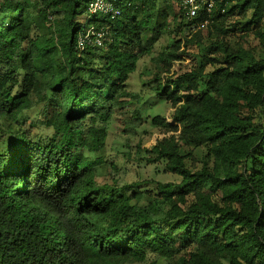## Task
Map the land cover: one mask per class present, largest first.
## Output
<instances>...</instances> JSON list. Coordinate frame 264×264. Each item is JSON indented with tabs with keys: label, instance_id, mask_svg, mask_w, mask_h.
I'll return each mask as SVG.
<instances>
[{
	"label": "trees",
	"instance_id": "obj_1",
	"mask_svg": "<svg viewBox=\"0 0 264 264\" xmlns=\"http://www.w3.org/2000/svg\"><path fill=\"white\" fill-rule=\"evenodd\" d=\"M90 1L0 0V264H264V0L195 19L182 0H118L100 18ZM90 29H108L103 45H79ZM194 31L196 65L171 73ZM163 37L143 84L171 102L152 124L172 133L145 156L180 179L99 183L109 123L139 97L128 79Z\"/></svg>",
	"mask_w": 264,
	"mask_h": 264
},
{
	"label": "rangeland",
	"instance_id": "obj_2",
	"mask_svg": "<svg viewBox=\"0 0 264 264\" xmlns=\"http://www.w3.org/2000/svg\"><path fill=\"white\" fill-rule=\"evenodd\" d=\"M103 14L99 13L98 18ZM243 17L240 12L229 17L227 26H232L235 22L241 20ZM264 30V22L262 25ZM207 30H202L201 34L204 37ZM255 31L253 30L252 33ZM198 32H191L187 36L182 33L177 34L176 39L182 38V45L179 52L182 54L181 60L175 62L173 73L180 66L183 69L190 68L196 65L197 52L199 49L196 43ZM251 33V34H252ZM243 32L238 29L231 35V40L238 46V44L249 45V41L244 38ZM254 38V35L250 36ZM169 39L164 37L155 45L151 54H144L138 63V69L131 74L128 79L127 87L131 92L139 93V97L133 98L128 106L120 108L116 111L114 118L110 121L108 126V138L106 149V161L99 166V173L97 180L99 183L109 181L118 185L136 182L141 187L147 189L155 188L159 182L179 181L180 177L164 170V163L161 161L151 163L146 160L145 155L148 154L145 150L157 142L159 138L170 135L172 132L164 127H159L152 124V117L159 114L170 119L169 115L173 110L171 102L165 99H160L155 91L143 82L147 78L152 77L149 73L144 72L146 68L153 67L150 59L157 55L160 48L162 49ZM255 48H259L258 53H261L262 43L259 39L252 41ZM182 51H185L182 53ZM151 63V64H150ZM167 75L162 74V80L166 79ZM137 111V112H136ZM138 111L140 114H138ZM141 118H137L140 116ZM178 134L179 131H174ZM189 148L185 147V151ZM193 159V158H192ZM194 160V159H193ZM191 164L199 167L198 161L194 162L190 159ZM150 195L145 193L141 204L148 203ZM153 261V262H151ZM149 262H131L127 261L122 264H168L166 260L161 258H152Z\"/></svg>",
	"mask_w": 264,
	"mask_h": 264
},
{
	"label": "built area",
	"instance_id": "obj_3",
	"mask_svg": "<svg viewBox=\"0 0 264 264\" xmlns=\"http://www.w3.org/2000/svg\"><path fill=\"white\" fill-rule=\"evenodd\" d=\"M118 0H91L89 2V10L93 14H103L104 16L116 17L121 14V9L117 5ZM183 8L189 18L195 19L199 15V11L203 6H206L208 11H211L215 5V0H182ZM208 23V19L197 22V28H205ZM108 29H100L94 31L90 29L84 34L79 41L80 46H84V43L90 38V34H94V42L98 45H103V39Z\"/></svg>",
	"mask_w": 264,
	"mask_h": 264
}]
</instances>
